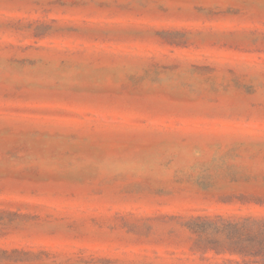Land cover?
Returning <instances> with one entry per match:
<instances>
[{
	"label": "rangeland",
	"instance_id": "rangeland-1",
	"mask_svg": "<svg viewBox=\"0 0 264 264\" xmlns=\"http://www.w3.org/2000/svg\"><path fill=\"white\" fill-rule=\"evenodd\" d=\"M216 216H264V0H0V264H264Z\"/></svg>",
	"mask_w": 264,
	"mask_h": 264
},
{
	"label": "trees",
	"instance_id": "trees-1",
	"mask_svg": "<svg viewBox=\"0 0 264 264\" xmlns=\"http://www.w3.org/2000/svg\"><path fill=\"white\" fill-rule=\"evenodd\" d=\"M218 232L225 234L228 249L249 255H264V216L226 219L216 216ZM246 234L247 239H242ZM221 245V243H218Z\"/></svg>",
	"mask_w": 264,
	"mask_h": 264
},
{
	"label": "clouds",
	"instance_id": "clouds-1",
	"mask_svg": "<svg viewBox=\"0 0 264 264\" xmlns=\"http://www.w3.org/2000/svg\"><path fill=\"white\" fill-rule=\"evenodd\" d=\"M105 170L115 175L125 173L137 174L143 171V167L131 161H117L106 165Z\"/></svg>",
	"mask_w": 264,
	"mask_h": 264
}]
</instances>
